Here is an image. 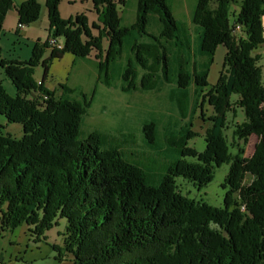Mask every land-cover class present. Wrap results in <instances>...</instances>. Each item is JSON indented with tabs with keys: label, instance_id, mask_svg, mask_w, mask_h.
<instances>
[{
	"label": "trees",
	"instance_id": "1",
	"mask_svg": "<svg viewBox=\"0 0 264 264\" xmlns=\"http://www.w3.org/2000/svg\"><path fill=\"white\" fill-rule=\"evenodd\" d=\"M62 1L45 0L48 40L63 38L59 49L46 40L26 62L0 58L15 89L9 97L0 83V116L22 127L20 138L0 133V231L25 225L34 241L45 240L65 219L61 243L51 248L56 260L71 256L73 264H264V75L254 54L264 45V0H196L189 14L194 38L165 0H137L128 26L118 15L124 0H91L92 23L85 14L62 20ZM39 9L36 0H0V35L9 10L17 15V34L36 22ZM154 22L156 32L148 33ZM218 46L225 50L223 67L209 88ZM65 54L93 59L96 80L107 88L131 95L167 88L177 118L141 129L149 149L178 156L156 183H148L135 158L123 156L113 135L82 132L92 99L80 87L60 85L58 98L44 87L52 62ZM38 66L40 82L33 79ZM202 104L212 114L199 153L188 140ZM238 113L242 121L233 124L231 145L226 120ZM251 136L255 151L244 157ZM120 138L121 146L129 143L128 136ZM223 164L222 207L189 199L176 185L181 177L203 189ZM245 176L255 179L242 184Z\"/></svg>",
	"mask_w": 264,
	"mask_h": 264
},
{
	"label": "rangeland",
	"instance_id": "2",
	"mask_svg": "<svg viewBox=\"0 0 264 264\" xmlns=\"http://www.w3.org/2000/svg\"><path fill=\"white\" fill-rule=\"evenodd\" d=\"M15 3H22L25 0H13ZM40 5L39 15L36 22L22 26L17 31V15L9 10L2 23V33L0 35V58L9 61H28L33 47L36 43L43 44L48 40V20L46 16L45 0H36ZM125 4L118 5V15L121 17L123 26L132 25L137 12V0H124ZM166 4L173 12V17L179 23L189 26L194 38L193 29L189 22V14L196 5V0H165ZM59 16L62 20L74 18L76 15H84L90 23L97 20V15L93 11L91 0H63L59 5ZM264 27V16L261 18ZM156 23H151L147 27L148 33H155ZM237 37L240 35L236 33ZM63 38H58L56 44L61 47ZM50 47H56L53 40H48ZM55 44V45H54ZM54 45V46H53ZM104 48L106 43L103 42ZM264 45L254 51L255 55L262 58L264 75ZM46 56V55H45ZM225 50L222 46L216 47L213 64L207 76L209 88L216 84L218 75L223 67ZM124 63V60H122ZM96 63L94 61L85 62L84 59L74 60L70 54H65L60 60L53 61L48 70L44 87L52 91L58 98L62 93L60 85L69 88L80 87L84 94L91 97V107L84 116L81 130L83 133L98 131L111 134L115 138L118 148L127 160L135 162L144 170L148 176V183L154 184L162 177L167 167L178 157L177 154L160 149H149L143 144L142 126L146 123L157 122L159 127L171 124L177 118V114L169 104L167 88L160 92L123 93L117 87L107 88L99 84L96 80ZM42 68L36 67L33 70V79L41 81ZM264 77V76H263ZM0 83L9 97H14L15 89L11 81L0 69ZM119 85V82L117 83ZM233 98H235L233 96ZM212 114V109L207 104L201 105L194 119L192 120L193 137L188 140V147L197 152L205 150L204 135L210 123L207 121ZM241 114H229L226 120L227 129L224 134L231 143L233 124H240ZM161 130V129H159ZM0 133L10 134L12 137L22 136V127L19 124H8L4 117L0 116ZM128 136L129 143L120 145L122 138ZM257 138L251 136L244 147V157H251L255 151ZM233 145V143H231ZM107 146L103 147L106 148ZM233 151V150H231ZM136 157H133L132 154ZM189 162L192 160L186 158ZM228 165L223 164L214 168L213 180L205 187L197 189L183 178H176L175 182L180 191L187 195L189 199H202L210 206L222 207L223 196L226 189L222 187ZM255 178L245 176L242 184H251ZM243 210V208H241ZM65 219L59 220L58 224L51 230L46 231L45 240L34 241L25 225L17 227L12 232L0 231V263L1 264H73L71 256L64 257L61 261L56 260V253L51 248L52 244L60 245L61 236L65 226Z\"/></svg>",
	"mask_w": 264,
	"mask_h": 264
},
{
	"label": "built area",
	"instance_id": "3",
	"mask_svg": "<svg viewBox=\"0 0 264 264\" xmlns=\"http://www.w3.org/2000/svg\"><path fill=\"white\" fill-rule=\"evenodd\" d=\"M240 30H241L240 27H239V26H236L234 32H235V33H239ZM59 48H60V46H59ZM263 52H264V51H263ZM0 264H1V263H0Z\"/></svg>",
	"mask_w": 264,
	"mask_h": 264
},
{
	"label": "crops",
	"instance_id": "4",
	"mask_svg": "<svg viewBox=\"0 0 264 264\" xmlns=\"http://www.w3.org/2000/svg\"><path fill=\"white\" fill-rule=\"evenodd\" d=\"M14 4H18V3H15L14 2ZM11 11H14V10H11ZM15 12V11H14ZM85 60V62H90V61H94L93 59H91V58H88V59H84ZM95 62V61H94ZM96 66V65H95Z\"/></svg>",
	"mask_w": 264,
	"mask_h": 264
},
{
	"label": "bare ground",
	"instance_id": "5",
	"mask_svg": "<svg viewBox=\"0 0 264 264\" xmlns=\"http://www.w3.org/2000/svg\"><path fill=\"white\" fill-rule=\"evenodd\" d=\"M54 45H55V44H54ZM54 45H53V46H54ZM56 47L59 49V45H56Z\"/></svg>",
	"mask_w": 264,
	"mask_h": 264
}]
</instances>
